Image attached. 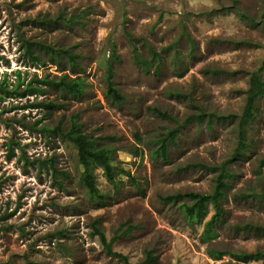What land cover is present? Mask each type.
Masks as SVG:
<instances>
[{"label":"rangeland","instance_id":"374dc122","mask_svg":"<svg viewBox=\"0 0 264 264\" xmlns=\"http://www.w3.org/2000/svg\"><path fill=\"white\" fill-rule=\"evenodd\" d=\"M26 40L42 61L26 53ZM43 44L70 49L77 62L52 60ZM152 50L159 62L139 64L136 55L149 60ZM263 64L264 0H0V81L17 86L0 91V264H124L106 253L94 222L132 264L148 248L155 264L231 260L213 259L209 247L264 250L256 229L264 226V96L246 129L249 149L230 164L218 237L204 242L203 225L161 199L212 190L215 173L198 163L234 152L250 76ZM110 67L121 103L106 95ZM64 75L79 76L82 93L45 83ZM26 85L44 92L20 95ZM200 111L216 116L185 122ZM73 115L87 134L110 137L103 144L126 172L113 185L93 168L103 199L86 191L76 148L60 132ZM172 128L168 159L155 157Z\"/></svg>","mask_w":264,"mask_h":264},{"label":"trees","instance_id":"16d2710c","mask_svg":"<svg viewBox=\"0 0 264 264\" xmlns=\"http://www.w3.org/2000/svg\"><path fill=\"white\" fill-rule=\"evenodd\" d=\"M241 16H245L241 9H237ZM43 50L55 59L58 57L59 53L67 56L71 62L76 63L78 55L70 51L68 48H56L52 45L43 44ZM26 53L31 56L33 60L42 61L40 52L35 49V43L31 40H26L25 42ZM153 55L151 59H140L138 55L136 58L139 64L148 67L152 62H159V53L152 50ZM264 64L259 68V70L251 73L250 84L246 90V103L242 114L239 116L238 124V143L234 149L232 155L221 162L220 164H208L205 162H199L198 165L202 166L213 173H215V183L210 191H185L176 192L168 195L161 196V199L166 202L177 203L180 209L183 211L184 217L189 225L201 224L203 225V230L201 232V239L204 242L211 241L218 237V225L224 218L225 206L224 201L227 197V189L230 187V178L235 176L230 169V164L237 161L240 157L244 156L249 149V141L247 139V126L254 120L256 114L258 113L257 102L260 97L264 96V80L262 78V70ZM113 71L112 68H108L107 72V88L106 95L111 98L116 103H121L125 100V96L119 91L113 81ZM45 81V80H43ZM46 84H52L60 87L63 91H66L73 95H79L83 91V81L78 76L76 78L66 79V76H61L57 80H48ZM0 91L4 94H12L17 91V86L13 89L3 86V82L0 81ZM44 92V88L40 86H30L26 85L25 89L20 91V95L25 93H35ZM160 116H167L165 112L156 110ZM216 114H207L204 111L199 113L190 114L185 122L195 120L197 122L207 121L210 123L212 117ZM59 129V128H58ZM60 130V129H59ZM62 136L72 143L77 151L78 163L82 166L83 170L81 173V181L85 186L86 191L92 197L103 199L104 195L100 193L97 186V180L94 174L93 168L99 166L107 179L113 184L117 185L118 181L116 179L117 174H125V170L118 165L114 164L116 149L108 145L103 144V142L110 138L109 136H93L87 134L81 130V127L76 120V116H72L70 127L62 131L60 130ZM178 137V128L170 129L166 134L162 135L157 139L158 144L154 148L152 154L155 157H159L163 160L168 159V152L170 145ZM137 138L139 135L137 134ZM12 150V147L10 146ZM94 232L93 234L98 235L101 242L105 247V251L109 256L115 257L123 261L124 264H132L124 253L116 251L112 248V241L108 240L105 232L100 229L97 223H93ZM251 227V225H250ZM256 229L264 230V226L258 225ZM209 255L215 259H221L224 255H230L232 258L229 261L223 262L222 264H245L251 259H263L264 260V250L256 251H244V250H225L218 249L215 247H209ZM157 261V256L154 253L153 248H148L145 250V256L138 264H155Z\"/></svg>","mask_w":264,"mask_h":264}]
</instances>
